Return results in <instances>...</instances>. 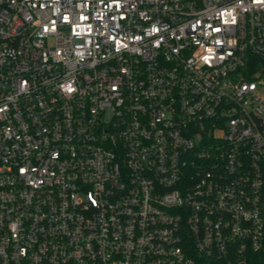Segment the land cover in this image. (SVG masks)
Listing matches in <instances>:
<instances>
[{
	"label": "built area",
	"instance_id": "obj_1",
	"mask_svg": "<svg viewBox=\"0 0 264 264\" xmlns=\"http://www.w3.org/2000/svg\"><path fill=\"white\" fill-rule=\"evenodd\" d=\"M0 264H264V0H0Z\"/></svg>",
	"mask_w": 264,
	"mask_h": 264
}]
</instances>
